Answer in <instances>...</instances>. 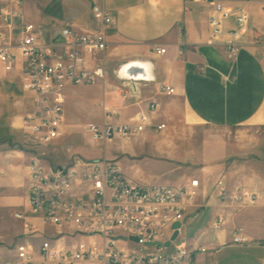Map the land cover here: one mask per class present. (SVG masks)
I'll return each instance as SVG.
<instances>
[{
  "label": "crops",
  "instance_id": "0c3cea01",
  "mask_svg": "<svg viewBox=\"0 0 264 264\" xmlns=\"http://www.w3.org/2000/svg\"><path fill=\"white\" fill-rule=\"evenodd\" d=\"M221 1L249 13L245 45L234 59L226 57L222 44H208L210 8L194 0H25L23 18L43 24L48 33L64 27L96 33L103 28L96 7L113 14L115 22L106 29L109 47L102 55L106 77L93 85L67 89L69 100V95L77 96L83 88L101 89L95 105L71 100L95 114L82 127L89 134L90 122H132L140 113L148 115L153 125L164 123L159 138L178 151L175 167L188 171L176 186L186 185L192 178L200 180L195 205L181 226V232L191 234V238H183L190 246L206 248L197 253L195 264H264V0ZM234 26L231 17L225 28ZM156 45L166 47V53L157 54ZM127 62L147 66L155 80L139 79L133 86L120 80L115 70ZM9 74L22 81L19 70ZM5 75L0 64V77ZM163 85L173 87L174 93L163 92ZM31 103L32 96L21 91L12 117L0 123V134L4 129L0 135V205L22 207L10 213L14 218L17 211L29 210L28 165L37 157V144L22 128ZM75 114L69 116L70 121H77ZM65 126L66 121L64 135ZM200 129L202 140L195 144L192 138ZM8 131L23 138L22 148H8ZM154 131L149 126L140 136H155ZM120 167L131 178L153 183ZM220 179L227 189L226 200L217 195L215 185ZM237 187L257 194V200L242 206L233 196ZM219 216L224 223L215 228ZM17 219L22 224H13L8 240L17 238L16 245L24 240V220ZM236 233L250 241L234 243ZM15 260H0V264Z\"/></svg>",
  "mask_w": 264,
  "mask_h": 264
},
{
  "label": "built area",
  "instance_id": "2783aa9c",
  "mask_svg": "<svg viewBox=\"0 0 264 264\" xmlns=\"http://www.w3.org/2000/svg\"><path fill=\"white\" fill-rule=\"evenodd\" d=\"M194 1L210 8L208 44H222L226 57L236 58L245 45L248 11L227 7L221 0ZM24 2L0 0V64L6 73L20 71L22 87L32 96L22 128L35 143L48 147L64 135L68 87L93 85L106 77V64L99 60V53L109 47L106 29L115 18L104 7H96L101 31L64 27L48 33L43 24L23 18ZM231 17L235 26L226 29ZM154 51L163 55L167 49L156 45ZM115 74L131 86L139 79L155 80L147 66L138 62L120 65ZM161 90L175 91L170 85ZM149 126L156 131L166 127L164 123L153 125L148 115L140 113L132 122H90L87 131L94 142H112L130 139ZM28 168L29 210L15 213L24 220V240L15 247L16 260L8 264H195L197 253L206 250L190 246L179 236L165 245L176 230L174 224L183 225L195 205L198 178L183 186L142 182L126 175L117 163L78 154L70 164L56 166H46L41 158L33 157ZM215 186L218 197L226 200L224 180ZM233 196L242 206L258 198L241 187ZM223 223L219 216L213 226L220 228ZM178 230L181 233L182 227ZM232 241L244 244L250 240L236 233Z\"/></svg>",
  "mask_w": 264,
  "mask_h": 264
},
{
  "label": "rangeland",
  "instance_id": "374dc122",
  "mask_svg": "<svg viewBox=\"0 0 264 264\" xmlns=\"http://www.w3.org/2000/svg\"><path fill=\"white\" fill-rule=\"evenodd\" d=\"M29 2L31 4V1ZM21 85V78L16 74L6 73L5 76L0 77V123L12 117L15 111L13 107L14 101L20 98L21 91L24 90ZM100 93L101 89L99 88H83L77 96L69 95L70 100L66 99L65 103L66 111H68L66 114L65 135L61 139L59 138L55 144L48 147H41L36 143L38 149L35 152V156L41 158L46 166L50 164H70L72 157L76 154L88 159L96 157L107 162L117 163L125 171L137 174L138 178L153 181V183L172 182L176 185V183L183 181L184 175L188 171L178 170L175 167L176 158L179 156L178 151L161 141L159 138L161 133L158 131H154L155 136H140L145 129L142 133L130 139L118 138L112 142L96 143L89 140V134L82 126L89 120L96 118L95 114L89 110H82L83 107L81 105L77 106L71 100L77 101L81 99L88 105H95L94 100L99 97ZM29 108L30 106L26 111ZM74 114L77 118L75 122L70 121L71 118L69 117ZM1 134L4 135V129ZM199 134H203L202 129L194 133L195 136L192 139L195 144L202 140L201 137H198ZM7 137L10 138L8 139V148H22L24 140L17 133L8 131ZM254 141H258V139L254 138ZM0 206H3L0 207V260L1 262H8L16 258L15 246L17 243V238H15V241H8L10 239L9 234L14 226L13 224H22L21 220L14 218L10 213L22 207L19 205ZM41 225L44 226L43 224ZM178 236L186 239L191 238V234H185L183 231L179 232Z\"/></svg>",
  "mask_w": 264,
  "mask_h": 264
},
{
  "label": "water",
  "instance_id": "95a60500",
  "mask_svg": "<svg viewBox=\"0 0 264 264\" xmlns=\"http://www.w3.org/2000/svg\"><path fill=\"white\" fill-rule=\"evenodd\" d=\"M184 223V222H183ZM182 226V223L181 222H177V223H175L174 224V228H176V230L174 231V233H173V235H172V237H171V240H169V241H167L166 243H165V245L166 246H170V244H171V241L172 240H175L177 237H178V235H179V230H178V228H180ZM131 239H133V240H136L134 237H131Z\"/></svg>",
  "mask_w": 264,
  "mask_h": 264
},
{
  "label": "bare ground",
  "instance_id": "6f19581e",
  "mask_svg": "<svg viewBox=\"0 0 264 264\" xmlns=\"http://www.w3.org/2000/svg\"><path fill=\"white\" fill-rule=\"evenodd\" d=\"M107 50H101V52L99 53V60H104V58L102 57V55L106 52Z\"/></svg>",
  "mask_w": 264,
  "mask_h": 264
}]
</instances>
